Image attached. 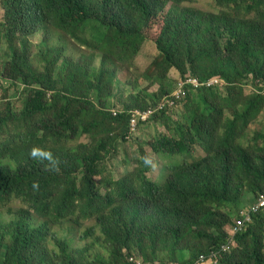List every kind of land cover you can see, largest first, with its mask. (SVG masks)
Masks as SVG:
<instances>
[{"label": "trees", "instance_id": "1", "mask_svg": "<svg viewBox=\"0 0 264 264\" xmlns=\"http://www.w3.org/2000/svg\"><path fill=\"white\" fill-rule=\"evenodd\" d=\"M194 1L0 0L10 46L2 76L27 92L20 111H0V264H194L202 254L207 264H264V206L251 209L264 194V118L261 131L249 129L264 112V0H215L216 14L185 7ZM160 15L159 56L139 76L159 90L120 100L106 65L137 71L143 29ZM40 31L66 49L41 41L35 66ZM68 47L79 56H64ZM171 70L226 84L191 90L180 119L170 113L178 104L147 121L167 130L150 144L167 161L162 184L150 177L151 155L128 151L131 170L100 177L127 140L131 112L180 82L170 84ZM88 219L95 225L80 247L52 231ZM238 220L246 224L232 233Z\"/></svg>", "mask_w": 264, "mask_h": 264}, {"label": "rangeland", "instance_id": "2", "mask_svg": "<svg viewBox=\"0 0 264 264\" xmlns=\"http://www.w3.org/2000/svg\"><path fill=\"white\" fill-rule=\"evenodd\" d=\"M185 7L188 8H196L201 11H207L212 12L213 14H216L218 11V8L215 4V0H195L192 3H188L185 5ZM5 19V10H3V7L0 3V25L1 23H4ZM162 19L163 16L160 15L153 23H151V26L149 24L146 25V27L143 29V34L146 38L143 47H141L138 55V59L136 61V68L137 71L132 69L128 64H120L117 63L116 65L107 64L110 68V72L113 78V95H116L117 97L120 96V100L127 101L129 99L131 91L133 92L135 88H142V89H149V93H156L159 90L158 84H151L150 81H145L143 78H140V74L144 71H146L150 65L153 63L156 57L159 56V52L156 47V41L158 39L160 28L162 26ZM43 40H48L50 42L49 46L53 47H63L66 49V45H63V43L59 40L57 36H54L52 33H45L43 31H40L34 38H31V42H33V45L35 46L34 49V57L33 62L35 66H38V57H39V43ZM53 45V46H52ZM10 46L7 44V42L3 39V37L0 36V111L4 112L7 110L8 105L11 106L13 111H20L23 108V98L27 97V92L24 91L22 86H18L17 88L12 86V84L5 80L2 76V72L4 73V63L3 58L6 59L7 52H9ZM64 51L67 56L74 54L75 56H79V54L76 51H73L70 47L67 48V51ZM96 65H99V60H97ZM173 82H171V85H174L175 81L178 82L180 79L179 73L175 70H171L169 73V76ZM195 78V77H194ZM161 86L163 87L164 91L170 92L168 89H165L164 84L162 83ZM177 87V86H176ZM176 87L172 88V92L170 94L163 96L161 99L158 100V102L162 101L163 99H171L173 91ZM204 88V87H203ZM207 88V87H205ZM209 89V88H207ZM199 90V89H197ZM253 90L252 87L246 88L244 90L245 96H249ZM141 90H137V93H139ZM196 91V90H195ZM25 94L23 97L22 94ZM256 93V92H255ZM122 96V98H121ZM187 101L185 99L180 103V105L174 109L171 113V119L177 120L180 119L179 113L183 111L184 105ZM235 102H233L232 107L235 106ZM152 106V105H151ZM113 110V109H112ZM114 111H117L114 109ZM264 118V112L259 117L258 121L251 124L250 130H258L261 131L262 126L260 125V122L263 121ZM147 123V124H146ZM139 124L136 131L129 133L127 136V140H125L122 144L119 145V154L116 157L113 158H106V162L104 165V171L103 174L100 177H112L114 179L120 178L123 175L126 174V169L131 170L132 165L131 163V157L128 156V153H132L133 157H137L139 159H142L143 155H151V159L154 161L153 169L150 171V177L155 180L158 184H162L167 176V171L163 168L167 161L160 160L157 158L156 155H152L150 144L154 142V140L161 134L167 133V130L165 127L160 125L156 122H146ZM250 136V135H249ZM197 154H204V151L201 150L199 147L195 149ZM178 155H174V159H177ZM103 192L106 191V187L102 186ZM252 197L251 194L247 196L246 204L250 205L251 202H249ZM12 206H22V203L19 200H15L12 203H10ZM252 205V204H251ZM4 213L7 215V212L5 209ZM1 219V217H0ZM95 221L93 219L88 220H79L78 225H73V222L65 223L62 228L60 229L58 226L52 227V231L59 230V235H64L72 238L71 245L74 247H80L83 245V242L80 241L79 237L81 233L85 230H87L89 227H94ZM96 231L101 232L99 227L95 228ZM236 244V243H235Z\"/></svg>", "mask_w": 264, "mask_h": 264}, {"label": "built area", "instance_id": "3", "mask_svg": "<svg viewBox=\"0 0 264 264\" xmlns=\"http://www.w3.org/2000/svg\"><path fill=\"white\" fill-rule=\"evenodd\" d=\"M225 84L226 83L220 78H213L207 82L202 83L196 78L187 76L185 79L180 80L176 90L172 94L173 96L171 99H163L147 110L136 109L132 111L129 124V133L131 134L132 132L136 131L138 125L140 123L147 122L154 115V113L162 112L163 110L178 106V104H180L184 99L187 98L191 90L195 91L202 87H207L209 89H218L222 88ZM114 114L116 115L117 112H114ZM254 205L255 207H251L252 210H256L257 208L264 206V194H261L259 196L257 202ZM243 214H250V212H243ZM245 224L246 222L244 220L236 221V224L232 227V233L242 231ZM231 245H234V237H232L229 242L223 246V250L227 251L231 247ZM208 262L209 261L207 260L206 255L202 254L194 264H207ZM213 263H217V261Z\"/></svg>", "mask_w": 264, "mask_h": 264}, {"label": "crops", "instance_id": "4", "mask_svg": "<svg viewBox=\"0 0 264 264\" xmlns=\"http://www.w3.org/2000/svg\"><path fill=\"white\" fill-rule=\"evenodd\" d=\"M176 88H177V87H176ZM176 88H175V90H176ZM175 90H174V91H175ZM174 91H173V92H174ZM152 106H153V105H152ZM150 107H151V106H150ZM150 107H148V108H146V109H144V110H147V109H149ZM135 110H136V109H135ZM133 111H134V110H133ZM148 121H149V120H148ZM144 123H146V122H144ZM140 124H142V123H140Z\"/></svg>", "mask_w": 264, "mask_h": 264}]
</instances>
